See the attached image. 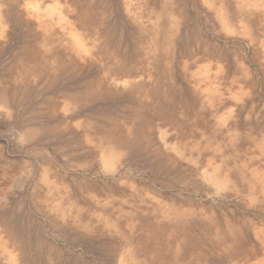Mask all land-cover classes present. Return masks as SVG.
Listing matches in <instances>:
<instances>
[{
	"label": "rangeland",
	"instance_id": "1",
	"mask_svg": "<svg viewBox=\"0 0 264 264\" xmlns=\"http://www.w3.org/2000/svg\"><path fill=\"white\" fill-rule=\"evenodd\" d=\"M0 264H264V0H0Z\"/></svg>",
	"mask_w": 264,
	"mask_h": 264
},
{
	"label": "bare ground",
	"instance_id": "2",
	"mask_svg": "<svg viewBox=\"0 0 264 264\" xmlns=\"http://www.w3.org/2000/svg\"><path fill=\"white\" fill-rule=\"evenodd\" d=\"M84 8H86V7H84ZM85 10L87 11V9H85ZM75 18L77 20H79V22L82 21L81 15H79V14ZM83 21H84V19H83ZM92 22L93 21H90L88 23V25L93 26L94 24ZM108 34H110L109 31H108V33L107 32L103 33L104 42L102 43V45H98L99 54H102L106 58V60L115 61L117 63L119 68L116 69L114 74L120 76L121 78L126 77L127 75L130 76L129 74L132 73V69H130V66L127 65L126 63H130L131 61H133V58L131 57L132 55H129V54L126 55V53H122L123 49H124V45L119 40H118V42L110 43L111 39H108V37H110ZM70 35L74 39L75 44L78 45V47H81V41H80L79 37L73 33H70ZM106 36H107V38H106ZM108 40H110V41H108ZM108 49L111 50V53L108 52ZM59 62H60V65L58 67H60L61 65H65V60L63 57H62V59H59ZM89 85H91V81L83 82L81 84V87L79 88V90L71 93L70 97L72 99H76V100H80V101L91 98L94 95V92L90 88ZM107 125H108V127H107L108 131L106 133L108 135L111 134L110 136L113 137V135L117 132L118 126L115 122L112 121V119L108 121ZM120 138H121V136L117 139H120Z\"/></svg>",
	"mask_w": 264,
	"mask_h": 264
}]
</instances>
